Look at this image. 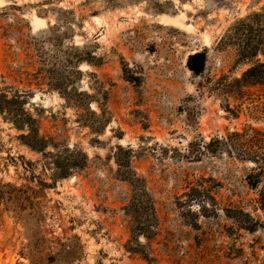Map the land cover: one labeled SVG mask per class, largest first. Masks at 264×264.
Masks as SVG:
<instances>
[{
	"label": "rangeland",
	"instance_id": "rangeland-1",
	"mask_svg": "<svg viewBox=\"0 0 264 264\" xmlns=\"http://www.w3.org/2000/svg\"><path fill=\"white\" fill-rule=\"evenodd\" d=\"M263 9L0 0V97L16 99L10 111L46 141L30 149L27 128L0 114V264H264V173L249 181L264 162L248 161L264 156V85L241 79L263 58H242L248 37L234 29ZM77 50L99 64L64 68ZM198 52L195 76L186 61ZM62 81L89 96L84 107L57 90ZM214 139L229 146L210 153ZM118 164L151 197L147 234L134 231L133 187Z\"/></svg>",
	"mask_w": 264,
	"mask_h": 264
},
{
	"label": "trees",
	"instance_id": "trees-1",
	"mask_svg": "<svg viewBox=\"0 0 264 264\" xmlns=\"http://www.w3.org/2000/svg\"><path fill=\"white\" fill-rule=\"evenodd\" d=\"M237 31V34L243 40L244 37L247 38V44L239 45V52L240 56L244 59H253L256 58L257 54H260L263 58V62H258L255 65L251 66L247 69L241 79L245 83H249L252 85H264V41L261 39V36L264 35V9L260 12L253 13L245 20H240L237 22L236 27L234 28ZM256 42V43H253ZM243 44V42H242ZM100 61L99 58H96L90 55L88 52H82L81 50H77L76 54L72 59L67 60V65L63 67L66 69L73 70L72 65H77L81 63H87L89 65L97 66ZM206 61V55L204 52H198L193 55H190L186 61L187 69L195 76H199L204 71ZM128 67H125L123 71L126 73L128 71ZM68 80V79H66ZM63 83H60L57 87V90H63V96L66 100H76L78 106L84 107L83 98L87 99L89 96L86 94H80L77 92L70 93L67 89H62ZM17 103L16 99H7L4 96L0 97V114H7L9 113L11 117H13L12 124L16 127L18 131H21L27 128L28 132L25 135H21L23 140L28 141L26 145L35 151L44 152L46 149V141L39 137L38 130L32 125L31 122L33 120L28 117L23 110L19 108L15 109L14 111H10L11 109L8 106H14ZM95 115V114H93ZM237 136H239L237 134ZM216 146L219 147H228V143L225 139H214L209 142V152L214 153L216 152ZM248 161L254 164H261L264 162L263 159H248ZM76 166V165H72ZM118 166H123L119 165ZM125 171H127V178L133 187V200L131 202V208L133 213L135 214V218L138 220L134 231L138 234L144 235L151 231L153 225L152 221L154 219V212H153V205L151 202V197L149 196L145 186L143 185V181L138 178L133 171H131L130 166L127 164L123 166ZM256 170L250 175L249 181L253 178L259 179L261 175L264 173V165L263 167L258 168V172L255 173ZM147 264H152L149 259L145 257Z\"/></svg>",
	"mask_w": 264,
	"mask_h": 264
}]
</instances>
